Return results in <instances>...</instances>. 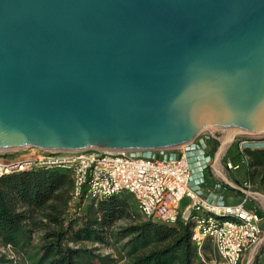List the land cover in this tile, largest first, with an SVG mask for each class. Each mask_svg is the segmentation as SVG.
Here are the masks:
<instances>
[{
    "label": "water",
    "instance_id": "1",
    "mask_svg": "<svg viewBox=\"0 0 264 264\" xmlns=\"http://www.w3.org/2000/svg\"><path fill=\"white\" fill-rule=\"evenodd\" d=\"M264 136V0H0V150Z\"/></svg>",
    "mask_w": 264,
    "mask_h": 264
},
{
    "label": "trees",
    "instance_id": "2",
    "mask_svg": "<svg viewBox=\"0 0 264 264\" xmlns=\"http://www.w3.org/2000/svg\"><path fill=\"white\" fill-rule=\"evenodd\" d=\"M250 179L264 189V149H246ZM73 181L63 170L34 168L0 178V246L19 260L0 257V264H207L215 250L210 242H193L194 221L173 225L146 220L129 195L90 204L71 214ZM124 220L125 226L116 228ZM41 230L39 245L31 237ZM120 245L118 257L83 246ZM124 261V262H122Z\"/></svg>",
    "mask_w": 264,
    "mask_h": 264
},
{
    "label": "built area",
    "instance_id": "3",
    "mask_svg": "<svg viewBox=\"0 0 264 264\" xmlns=\"http://www.w3.org/2000/svg\"><path fill=\"white\" fill-rule=\"evenodd\" d=\"M196 139L179 148L184 150L180 157L169 154L171 150L148 152V155L146 152H109L101 149L76 152L8 151L0 153V178L34 168L63 170L73 181L69 202L71 214L80 213L87 202L97 205L104 199L129 195L146 220L170 225L179 218L193 220V242L199 249L205 242H210L218 255L219 264H242L247 254L264 243V231L260 226L262 218L258 217L256 210H248L245 205L256 202L264 211V195L253 191L249 182L235 186L244 194L242 203L235 206L197 195L191 189L194 174L190 155L200 152L204 155L205 140L209 137L203 138L200 143ZM221 144L224 147L223 141ZM246 144H239L240 152H244L243 145ZM19 154L22 155L17 157ZM157 156H162V159ZM218 158L219 153L211 162L213 170H218ZM186 198L190 199V204L180 214V206Z\"/></svg>",
    "mask_w": 264,
    "mask_h": 264
},
{
    "label": "crops",
    "instance_id": "4",
    "mask_svg": "<svg viewBox=\"0 0 264 264\" xmlns=\"http://www.w3.org/2000/svg\"><path fill=\"white\" fill-rule=\"evenodd\" d=\"M207 136L209 137V139L205 140L206 149L204 155L201 152L198 154L195 153L193 155H190V162L194 174L193 181L191 183V189L203 199H207L214 202L220 200L227 206L238 205L242 203L244 194L241 191L236 190L235 186H242L244 183L252 182V179H250L248 175L247 178L245 177V179H234L230 175V172L231 170L237 171L241 168H245V165L247 167L246 172L251 170V168H249L248 157L243 152H240V150L237 155H229V150L233 145H236L239 149V144H237L236 139L233 138L232 135L228 138L229 143L233 140L232 143L224 152V154H221L220 150L222 147V136L219 135V131L213 133L204 132L196 139V142L200 143V141ZM215 136H217V142L219 145L218 148L214 150L212 140ZM183 152V149H174L171 150L169 154L180 157ZM218 153L220 155V158L216 160V168L218 170H213V168H211V162L215 160ZM203 166L206 168L202 169L201 167ZM255 181L256 179L254 178L253 182ZM256 206L258 210H260V214H262V216L260 217L262 218L260 226L264 231V211L259 209L258 204L256 202H248L245 205V208L248 210H255ZM185 211L186 209L183 211L180 210V214L184 213Z\"/></svg>",
    "mask_w": 264,
    "mask_h": 264
},
{
    "label": "rangeland",
    "instance_id": "5",
    "mask_svg": "<svg viewBox=\"0 0 264 264\" xmlns=\"http://www.w3.org/2000/svg\"><path fill=\"white\" fill-rule=\"evenodd\" d=\"M216 132V131H214ZM219 135L222 136L221 140L223 141V137L225 136L224 132H219ZM232 136H234V134H232ZM233 141V140H232ZM232 141L226 146L227 148L230 146V144L232 143ZM237 144H241L243 142H247L246 145H243L244 151L246 150V148H250V149H264V136H240L236 139ZM213 143V149H217L218 148V142H217V136H215L212 140ZM246 146V148H245ZM222 152V149H221ZM239 153V149L236 145H233L231 147V149L229 150V155H237ZM147 155L149 153H146ZM22 154H19L17 157L21 156ZM159 159H162V156H157ZM247 167L245 165V168H241L240 170L237 171H232L230 172V175L232 176V178L236 179V178H240V179H245V177L247 178ZM251 183L253 190L255 192H258L260 194L264 195V189L260 186V183L258 181V179H256L255 182H249ZM132 198V197H131ZM133 199V198H132ZM190 203V199L186 198L183 203L181 204V208L180 210L183 211L185 209H187V207L189 206ZM92 204V202H91ZM88 206H90V203L87 202L85 203L83 209L87 208ZM251 206V205H250ZM256 213L258 215V217H261L262 214H260V210H258L257 206L255 208ZM136 211L139 213L137 207H136ZM73 214V213H72ZM127 224L126 221L121 220L117 225L116 228L125 226ZM42 231L38 230L36 231L34 234H32V239H31V244L32 247H35L37 245H39V241L40 238L42 236ZM123 243H121L120 245H117L116 247H112V246H102V245H97V244H93V243H86L83 246L89 248V249H96L98 251L99 254L102 255H112L113 257H118V249L121 248ZM211 247L215 250V248L213 247V245L210 243ZM2 256H6L8 259H15V260H19L18 255H16L14 252H12V250H10L9 248H3L0 246V257ZM202 261H205L207 264H219V258L218 255L215 251L214 255H212L210 257L209 261H206L205 257L202 258ZM124 262V261H122ZM264 264V243L258 248L256 249L252 254H247L245 257V261L242 264Z\"/></svg>",
    "mask_w": 264,
    "mask_h": 264
},
{
    "label": "bare ground",
    "instance_id": "6",
    "mask_svg": "<svg viewBox=\"0 0 264 264\" xmlns=\"http://www.w3.org/2000/svg\"><path fill=\"white\" fill-rule=\"evenodd\" d=\"M224 133H225V136L223 137L224 147L222 149L221 154H224V152L227 150V147L226 146L229 144L228 138L232 135V133H230L228 131H224ZM8 151H15V150H12V149L0 150V153H4V152H8ZM106 151L115 152V151H112V150H106ZM218 163H219V161H218Z\"/></svg>",
    "mask_w": 264,
    "mask_h": 264
}]
</instances>
